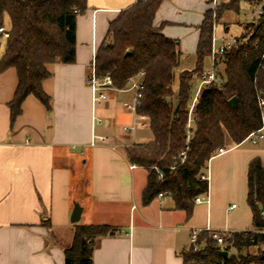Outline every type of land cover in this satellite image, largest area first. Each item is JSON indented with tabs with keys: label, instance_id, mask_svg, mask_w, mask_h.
I'll return each mask as SVG.
<instances>
[{
	"label": "crops",
	"instance_id": "0c3cea01",
	"mask_svg": "<svg viewBox=\"0 0 264 264\" xmlns=\"http://www.w3.org/2000/svg\"><path fill=\"white\" fill-rule=\"evenodd\" d=\"M136 2L88 0L77 18L76 61L48 66L51 76L43 88L51 98L50 111L29 96L12 128L9 103L18 74L14 68L0 72V264H66L65 248L76 224L119 228L97 240L94 264H185L181 253L191 247V229L210 225L233 233L253 228L247 171L254 158L264 162V138L257 146H246V140L227 147L210 159L209 202H195L188 215L169 195L143 203L149 172L130 167L125 143L144 142L123 129L137 118L124 107L134 91L112 89L94 110L88 81L94 53L106 41L110 23ZM212 10L213 0L161 4L154 24L179 41L180 63L186 56L196 58L200 27ZM224 17L217 27L229 32ZM6 48L7 40H0V59ZM94 112L102 119L96 126ZM95 133L110 142L93 146ZM75 202L83 207L77 223L71 221Z\"/></svg>",
	"mask_w": 264,
	"mask_h": 264
},
{
	"label": "trees",
	"instance_id": "16d2710c",
	"mask_svg": "<svg viewBox=\"0 0 264 264\" xmlns=\"http://www.w3.org/2000/svg\"><path fill=\"white\" fill-rule=\"evenodd\" d=\"M164 1L137 0L122 11L110 23L108 37L98 49L96 68L99 77L110 75L117 89L127 88L132 78L142 80L138 112L148 118L154 139L134 143L125 153L131 164L149 172L143 203L149 205L163 193L174 199L177 209L191 215L196 197L208 193L209 182L201 180L199 173L207 169L213 155L219 148L243 143L264 126V107L260 104V97H264V23L249 43L219 57L217 64H225L224 73L204 89L195 111L196 128L189 137V104L205 58L212 53L214 22L227 10L238 11L241 0L220 5L216 19L211 11L206 13L200 27L197 66L179 73L177 89L179 41L165 36L154 24ZM87 8L88 0H0V26L6 15L11 20L0 72L14 68L19 81L9 103L12 128L29 96H35L48 111L52 109L51 98L43 88L51 76L48 66L76 61L77 18ZM233 97L238 99L237 106L230 102ZM185 150L186 158L181 162ZM155 167L164 173L163 178ZM247 182L253 228L231 233L224 246L202 232V248L194 251L191 246L181 253L185 264H264V162L260 157L250 162ZM118 230L110 224H76L73 240L65 248L66 264H94L97 240ZM230 248L238 253L224 257L221 251Z\"/></svg>",
	"mask_w": 264,
	"mask_h": 264
},
{
	"label": "built area",
	"instance_id": "2783aa9c",
	"mask_svg": "<svg viewBox=\"0 0 264 264\" xmlns=\"http://www.w3.org/2000/svg\"><path fill=\"white\" fill-rule=\"evenodd\" d=\"M214 7L218 6L219 3L217 0H213ZM252 5V11H251V18L250 22L254 24L255 31L249 35L247 38L241 39V37H233V38H226L223 37L221 39L222 44L217 47L216 42L217 38L215 36V28L217 27V21L214 22V31H213V38H212V53L211 58L213 62L212 70H206L201 73V76L198 78V90L194 98H192L191 103L189 104V120L187 125L188 135L189 137L193 136L194 130L196 128V107L199 104L202 93L206 87H208L210 84L215 82L217 80V72L215 68L217 67V63L219 61V57L231 52L238 50L241 46L246 45L250 42V39L255 33L257 32L258 28L264 23V0H251ZM216 16H214V19H216ZM11 35L10 29L4 24L0 26V40H7ZM97 52L94 53V60L92 62L90 73H89V85L92 90V99H93V106L94 110L98 105H100L102 102H104L108 98V92L112 89L117 88L114 86L113 79L110 75L101 78L97 74V68H96V59H97ZM128 90L134 91V96L131 101H127L124 103V107L134 113L136 115V119L130 123L124 126V131L127 133H132L135 131L138 127H145L146 123L148 121V118L145 115L139 114L138 110L141 107L142 99H143V84L140 77L138 78H132L130 80V84L127 88ZM262 94V92H261ZM260 104L262 107H264V97H260ZM94 125L102 123V119L96 115L94 112L93 116ZM194 122L195 125H192ZM264 138V126L259 129L256 132H253L249 135L247 138L248 140H251L253 144H257L261 139ZM110 137L95 133L92 145L95 146L97 144H105L110 142ZM225 152V148H219V150L213 155H218ZM187 150L183 151L181 153V162L185 161ZM136 165L131 164L130 167L134 168ZM175 166H172L171 169H174ZM157 174L160 178L164 177V173L159 169L158 167H155ZM199 178L203 181H210V172L208 171V168L201 171L199 173ZM207 194L198 196L195 199L196 203H202V202H209ZM160 197L163 196V193L159 195ZM236 205H233L235 207ZM261 214L264 216V210H262ZM202 232H208L210 236L218 242L221 246H224L225 239L227 236H229L231 233H229L228 230H218L213 229L210 225H207L206 227H196L191 229V246L193 247L194 251H198L202 248V244L199 243V237ZM264 234V229L261 231Z\"/></svg>",
	"mask_w": 264,
	"mask_h": 264
},
{
	"label": "rangeland",
	"instance_id": "374dc122",
	"mask_svg": "<svg viewBox=\"0 0 264 264\" xmlns=\"http://www.w3.org/2000/svg\"><path fill=\"white\" fill-rule=\"evenodd\" d=\"M218 7H220V5H218L217 7L215 6L214 10L211 11L213 17L217 14V11L219 9ZM251 9L252 8H251L250 4H248L247 0H241L239 12L238 11L237 12L236 11H230L226 15L224 14L225 17L223 15L224 25H228V23H230V30L228 32L224 26H220V25L215 28V36L217 38V42H216L217 47H219L222 44L221 39L223 37L233 38V37H239L240 36L241 39H244V38H247L249 35H251L255 31L254 24L248 23L249 18H250V14L252 11ZM220 21H222V18L218 22H220ZM4 24L7 27H9L11 25V20H10L9 15L5 16ZM240 32H242V33H240ZM196 66H197V57L196 58L195 57L189 58L188 56H186L185 60L182 59L180 65L176 68V80L174 83V87L176 89L178 88V85H179V73L184 71V70L191 71V70H193V68H196ZM212 67H213L212 58H211V56H208L205 58L203 71L212 70ZM224 69H225V64L223 62H221L220 64H217V67L215 68V70L217 72V76H218V74H223ZM200 76H201V74L199 75V77ZM197 90H198V80L195 81V86L193 89L192 98L195 97ZM132 94H134V92H131L130 95H132ZM192 125H195L194 122ZM134 132L135 133H134L133 138H132L133 140L147 143V142H150L154 139V134L150 128L149 120L147 121L145 127H138L135 129ZM134 143H136V142L130 141V142H126L125 144L126 145L128 144V146H131ZM245 145L248 147L257 146L255 144H253L251 140H248V139H247V142ZM262 248L264 249V245L262 246ZM226 251H228V250H226ZM252 251H254V250H252ZM228 252H229V254H237L238 253L235 248H230V251H228Z\"/></svg>",
	"mask_w": 264,
	"mask_h": 264
},
{
	"label": "water",
	"instance_id": "95a60500",
	"mask_svg": "<svg viewBox=\"0 0 264 264\" xmlns=\"http://www.w3.org/2000/svg\"><path fill=\"white\" fill-rule=\"evenodd\" d=\"M128 55L131 54V52L129 51L127 53ZM234 106H237L238 104V99L237 97H233L230 101ZM82 212H83V207L80 205L79 202H75L74 203V208H73V212H72V216H71V221L73 223H77L80 221L81 219V216H82ZM221 254L224 256V257H228L229 255V252L226 251V250H222L221 251Z\"/></svg>",
	"mask_w": 264,
	"mask_h": 264
}]
</instances>
